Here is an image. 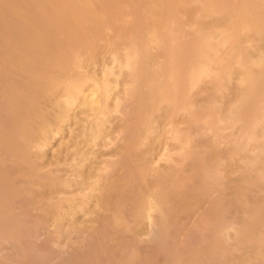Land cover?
I'll use <instances>...</instances> for the list:
<instances>
[{
	"label": "bare ground",
	"instance_id": "1",
	"mask_svg": "<svg viewBox=\"0 0 264 264\" xmlns=\"http://www.w3.org/2000/svg\"><path fill=\"white\" fill-rule=\"evenodd\" d=\"M37 2L38 7L36 6L35 10H30L28 7L29 10H24L25 6L22 9L21 4L18 3L20 5L18 7L14 4V0H0V234L26 233L31 236L39 234L42 237L39 239L45 241L49 235L59 230L61 215H64L63 210L67 209L64 205L76 207L74 201L77 199V205L83 209L89 205L93 206L96 201L92 209L102 207L104 213L96 216V227L92 228L95 243H91L93 247H96L100 245L101 240L98 239L102 238L101 236L107 238L106 245L114 257V260L111 258L114 264H234L239 261L238 257L244 252L247 254L246 257L249 256L248 250L258 252L259 255L255 252L258 259H255L258 264H264V130L262 135L256 136L252 129V132L246 133L244 137L239 136L236 141L237 153L244 151L248 144H253V149L249 148L250 159L244 161L247 158V152H245V157L243 156V160L239 163L241 164L239 169L233 167L237 172L235 174L239 177L237 181L239 183L249 173L247 176L255 182L250 184V187L243 183L250 188L248 192L251 195L247 196L245 194L247 190L243 192L242 189V192L238 193L237 200H232L229 196V190H232L230 178L234 176L231 172L233 156L223 157L219 154L224 152L222 149L225 146L220 149L219 144L217 145L221 138H206V134L201 133L189 140L191 149L185 153V157L164 158L165 165H158L153 161L151 156L153 153L151 155L150 152L146 153V149L149 145L151 146V135L155 134L157 128H161V124L166 123L165 125L173 129L177 119L183 120V122L178 120L180 125L184 123L186 117L193 118L197 108L200 107L201 99L206 97L209 90L208 84L205 83L200 87L198 81L204 78V72L208 69L200 72L204 66L200 70H195L196 67H193L197 59L193 44L189 48V56L180 58L182 60L177 65L180 68L170 71L167 76L166 73L164 74L163 87L160 90L161 98H158V103H155V97L149 94L146 96L144 100L146 106L142 110L143 119L141 122L137 121V124L133 125L120 140L121 154L117 156L112 154L115 159H112V156L111 162L104 166L98 181L83 187L82 190L72 187L78 195L77 198L70 197L74 194L71 189L72 184L76 185L82 179L79 178L80 169L83 168L81 163L84 161L79 149L81 146L78 148L80 151L76 150L74 158L64 155L63 160L56 161L54 166L45 163L42 152L45 151L43 148L49 142L52 131L50 128L57 122L59 124L62 119H66L65 117L68 116L66 112L68 113V110L76 105V101L78 103L80 97L86 99V92H89L90 96H88L91 97L88 99L90 103L97 102L96 108L101 111V100L110 104L107 101L113 96L111 93L117 89L120 78H125L124 83H128L127 79L132 75L143 76L150 65L156 67L159 72L163 65L158 57L153 58L150 53L151 50L158 48L157 39L155 40L153 33L158 20L155 11H149L150 2L146 0L143 3L148 4H136L139 7H133V9H130L132 8L129 7L130 4L118 2L113 7L104 9L103 4H107L104 0H37ZM98 7L101 8L97 9ZM174 8L178 21L181 22L187 17L186 14L189 12L186 13L180 5ZM133 20L138 21V32H140L137 46L142 47L144 51L139 59L135 56L138 54L134 52L135 47H133L134 51L128 48L130 46H128L127 37L129 27L133 26ZM193 21L190 19L184 21L183 25L186 28H183L181 37H187V40L182 42L183 46L186 43L191 44L196 34ZM119 54L124 57V66L118 67L120 71L116 73L114 70ZM108 57L110 58L108 62L111 61L110 68L106 66ZM250 62H252L251 59ZM99 64L103 67L101 79L95 76L97 69L101 68ZM121 68H124L125 72ZM239 68L237 67V70ZM214 72L218 74L217 69ZM251 76L252 73L247 75L250 83L247 86L243 85L242 77L235 80L236 84L241 86L238 94L242 97L236 98L233 105L232 103L229 105L233 108L232 111L234 109L235 112L240 111L242 116H245L246 111L251 107V103L244 98L246 93L251 92L254 85L264 86V63L254 80L250 78ZM110 78L113 79V86L110 85ZM209 80L211 78L207 83H210ZM149 85L151 87V83ZM123 90H127L126 93L131 91L129 87ZM117 97H120V94ZM262 108L258 111H263L264 108L263 110ZM117 112L119 110L115 113ZM125 113L121 112L122 116ZM217 114L220 113L217 112ZM101 116L98 117L101 118ZM103 117L105 118V115ZM263 117L264 113L260 119ZM258 120L254 122L258 124L260 121ZM95 121L99 122L98 118H95ZM178 132H180L179 129L175 131L176 134ZM221 133L223 131L220 135ZM93 136L91 134L89 139H93ZM85 140L87 144H90L87 137ZM92 142L91 146L89 145L91 148ZM112 142L115 141L112 140ZM179 142L182 144V140ZM81 144L83 145V142ZM107 144L105 143L103 148L106 149ZM162 144L167 151V142ZM109 145L113 146L112 143L107 146ZM92 149L94 150V147ZM92 149L89 152L91 156ZM200 150H202L201 154ZM93 177L91 178L96 179L95 176ZM198 181L199 185H202L200 188L204 190L203 197L200 199L194 196L200 188L194 189L193 183ZM80 187H82L81 184ZM88 208L90 209V206ZM170 234H174L171 246L167 244ZM86 248L85 245V251L89 249ZM4 249L3 244L0 243V264L5 262ZM111 259L109 256L110 262Z\"/></svg>",
	"mask_w": 264,
	"mask_h": 264
},
{
	"label": "rangeland",
	"instance_id": "2",
	"mask_svg": "<svg viewBox=\"0 0 264 264\" xmlns=\"http://www.w3.org/2000/svg\"><path fill=\"white\" fill-rule=\"evenodd\" d=\"M23 1L26 4H24ZM144 1L145 0H111L110 2H108V1L104 0V2H107V4L104 3L103 6L105 7L104 9H106L109 6L113 7L114 4L116 2H118L119 4H121V3L130 4L129 7H132L130 9H133V7H135V8L139 7L136 4H141ZM146 1L150 2V5H149L150 10L149 11L150 12L155 11V15L157 16L156 18L158 20L157 25L153 29V33L155 35V40L157 39L156 41L158 43V48H157V50H154V49L151 50L150 53H151V56H153V58H155V57L159 58V61H161L162 65H163L162 69L158 72L156 67H154L153 65H150L148 70L143 74V76H141V77L137 76L136 77V76L132 75L131 78L127 79L128 83H124L125 78H120L119 83L116 87L117 89H115V91H113L111 93L115 98L112 96L113 98L111 97L109 99L110 101L109 100L107 101L110 104H106L105 102H103L101 100V102H102L101 106H100L101 111H99L96 108L97 102H94V104L92 103L93 105L90 103V101L88 99H91V97H89L90 96L89 92H86L87 94L85 93V96H86L87 100L83 97L82 98L80 97L78 99V103L76 101V105L74 104L75 106L71 107L70 110H68V113L66 112V114L68 116H66L65 118L67 120L66 119H62L61 121L59 120L60 121L59 124L57 122L56 125L51 126L50 131L52 130L53 132L52 131L50 132L51 136L50 137L48 136L49 142H47V145L43 148L45 151L42 152L44 162L47 164L48 163L52 164L54 166L56 161L63 160L64 155L65 156L68 155L67 156L68 158H70V157L74 158L75 157L74 155L76 154V150L81 146L79 148V149H81V151L78 149L81 152L82 156L84 157V161L81 163V167L83 166V168L84 167L85 168L80 169V173H79L80 177L79 178H82V179H80L78 181V183H76L77 186L75 184H72L71 189H72L74 194H72V196L70 195V197L75 196V198H77L78 193L76 190H80V189L82 190L83 187L89 186L90 184H93L94 182L98 181L99 175H100L102 169L104 168V166L108 165L112 159H115V156H117V154L118 155L121 154L120 152L122 151V148L120 145L121 144L120 140H121V138H123V136H125V134L130 130V128L133 125L137 124V121L141 122V120L143 119V116H142L143 111L142 110L146 106L144 103L146 96H148V94H149V95H151V97H155V103H158V98H161L160 90L163 87L164 79H162V78H163L164 74L166 73L165 75L167 76V73H170V71H176L177 68H180V67H177L178 63H180L182 60L180 58L181 57L187 58V56H189V54H190L189 48L193 44L194 48H196L195 50H196V56H197L196 62H195L193 67L194 68L196 67L195 70H200V68L204 66V68H202L200 70V72L201 71L202 72L207 71V69L209 71V72L208 71L204 72L205 73L204 78L202 77L203 79L200 78L201 80L198 81V86H200V87L205 83L208 84L207 86H208L209 90L206 94V97L201 99L202 101L200 102L201 103L200 107L197 108L196 114L194 115V117L193 118H190V117L185 118L186 119L184 121L185 124L181 123L179 125V121L183 122V120H181V119H177L173 129L171 126L165 125L166 123L161 124L162 125L161 128H157L155 131V134L151 135L152 137L153 136L155 137V135L157 134L155 139H154V137L153 138L151 137V139H152L150 141L151 146L149 145V147L146 149V153L150 152V155L153 153L151 155L152 158L154 159L153 161L156 162L158 165H165L164 160L166 158H181L183 156L185 157V153L191 149L190 145L188 143L189 140L195 136L201 135V133H205L206 138H221L220 143H217V145L219 144L218 146H219V148L221 147L220 149H222L224 145L225 146L222 149V150H224V152L219 153V154L222 155L223 157H228L229 155H232L233 156L232 164L233 165L235 164L234 166L231 165L232 166L231 172H233L234 176H232L230 178L231 187H232V190L234 192H231L232 190L230 189L229 190V196L232 198V200H237V198L239 197V195H238L239 191L242 192L241 190L243 189L244 190L243 192H245L247 190L245 192V194L250 197L251 194L248 192V189L250 190V188H249L250 184L255 183V182L253 181L252 178L249 179L250 178V177H248L249 173H247L248 176L247 175L244 176L243 179H241V181H239V183H238L237 180H239V177H237L238 174H235L236 171L234 170V168L238 167L237 169H239V167L241 166V164H239V163L243 160V156H244L245 152H247L246 153L247 155L245 154L247 156V158H245L244 161H246V159L247 160L250 159L249 153H250V149H253V147H252L253 144H251V143H250L251 145L248 144L247 146H249V147L246 146V149H244V151H238V153H237L236 141L239 139V136L242 137V135H243V137H244V135L246 133L252 132V129H253L254 134H256V136L262 135V131L264 130V128H263L264 127V117L261 119H260V117L264 113V110H263V108H264V95L263 94L264 93H261V92L264 91V86L257 87L258 85H254L253 90L251 92L247 91L248 93H246V96H244L245 100H247V101H249V103H251V105H250L251 107H249V109L246 111L247 115L245 114V116H242L240 114L241 112L240 111L235 112L234 111L235 109L232 111L233 108L229 105L231 103H232L231 105H233V103H234L233 101L236 98L242 97L241 94H238L241 86L236 84L237 81L235 82V80H238L239 78L242 77L241 79L244 81L243 85L247 86L250 84L247 75L252 73V76L250 78H252L254 80L256 74H258V72H260L262 69V65L264 63V55H263L264 54V0H230V1L229 0H146ZM18 3L21 4V7ZM14 4H17V6L22 8V9L24 8L23 6H25L24 10H26L28 8L30 10H33L36 6L38 7L37 0H35V1L34 0L33 1H31V0H22V1L14 0ZM143 4H148V3H143ZM151 5L154 7L152 8ZM178 5H180L181 8H184L186 13L189 12L186 14L188 18L187 17L183 18L181 20V22L176 19L175 14H174V12H175L174 7L177 8ZM100 8L101 7H98L97 9H100ZM154 8H156V9H154ZM222 10L224 13L222 12ZM227 12H229V13L231 12L232 14H229ZM188 14H190V15H188ZM216 14H217V16H216ZM226 15H227V17H226ZM191 16H192V19H191ZM231 16L233 17V19ZM222 17H223V19H221ZM193 18H195V19H193ZM134 19H136V18H134ZM187 19H190L192 21L194 20L193 22H194L195 26L193 28H195L196 34L193 36V41L191 44L186 43L183 46L181 44H182V42H185L187 40V37L182 38L181 34H182L183 28L184 27L186 28V26L183 24H185L184 21H187ZM133 22H134L133 26L131 28L129 27L130 31H129V35L127 37L128 46H130L128 48H130L132 51H134L133 47H135L134 52H135V54L138 53L135 56H136V58L139 59V58H141L142 52H144V51L142 50V47L140 48V46H137V45H139L138 35L140 33V32H138L139 31V28L137 26L138 21L133 20ZM197 22H199V23H197ZM227 22L229 23V26H228ZM230 22H231V24H230ZM229 28H231V29H229ZM225 40H226V42H225ZM228 40H229V43H228ZM248 40H250V41H248ZM159 41H160V43H159ZM220 41H222V42H220ZM224 42L226 43V45H224L225 44ZM248 42H250V43H248ZM232 43H234V44H232ZM238 43H240V45H238ZM221 44H223V45L221 46ZM262 48H263V50H262ZM243 49H244V52H243ZM252 56H254V57H252ZM218 57H220V58L218 59ZM205 58L208 61L204 60ZM250 59L253 62V63L250 62L252 64L249 63ZM106 60H105L107 62L106 66L108 68H110L111 67V61L108 62V60H110V58L108 57V58H106ZM213 60L214 61L216 60V61L214 62ZM235 60H236V62H235ZM218 61H219V63H218ZM234 62H235V64H234ZM109 63H110V66H109ZM255 63H257V64L255 65ZM116 64H117V66L115 65L116 67H115L114 72L118 73L120 71L119 68L124 66V57L122 54H119L117 56ZM254 65H255L256 69L254 68ZM101 66L102 65H100V67ZM179 66H181V64ZM206 66H207V68H206ZM153 67L155 69H153ZM184 67L185 66L183 64V68ZM237 67H240V68L237 70ZM241 67L243 68V70H240V69H242ZM116 69H117V71H116ZM216 69L218 71V74H216L217 72H214V71H216ZM102 70H103V67L97 69L98 72L96 71V73H95L96 74L95 76L97 77V79H101ZM121 70L123 72H125L124 68H121ZM145 70H146V68H145ZM158 73H161V74L159 75ZM207 73H208V75H207ZM212 77L214 79H212ZM210 78H211V80H213V81L209 80V82L211 84L207 83L208 79H210ZM133 80H134V82H132ZM155 81H157V82H155ZM112 82H113V79L110 78V83H111L110 85L111 86H113ZM158 82H159V84H158ZM131 83H133V84H131ZM149 83H151V87H150ZM245 83H248V84H245ZM128 87L130 88L131 91H129V93H126L127 90H123V89H125V88L127 89ZM230 90H231V92H229ZM119 91H120V93H119ZM115 94L117 96H119V94H120V97H117ZM116 97H117V100H115ZM141 97H143V99H141ZM118 98H120L121 100L119 99V101H118ZM81 99H82V101H81ZM112 99H114V100H112ZM231 99H232V102H231ZM111 100H112V103H111ZM85 101H86V103H85ZM127 103H128V105H127ZM77 104L79 105V107ZM111 106L112 107L114 106V107L111 108ZM125 106H126V108H121V107H125ZM164 106H165V102H164ZM90 107H92V108H90ZM105 107H107V108H105ZM228 107L229 108L231 107V108L229 109ZM74 108H75V113H74ZM260 108H262L263 111L259 112L258 109H260ZM71 109H72V111H71ZM104 109H106L107 112ZM118 110H119V112L115 113ZM70 111H71V113H69ZM120 111L126 112V113L122 116ZM141 111H142V113H140ZM100 112H103V113H100ZM217 112L220 114H217ZM96 113H97V116H96ZM103 114L105 115V118L103 117L104 116ZM255 114L258 116H256ZM87 115H88V117H87ZM89 115H90V119H89ZM98 116H101V118L103 120ZM119 117H121V118H119ZM68 118H70V119H68ZM95 118H98L99 122L95 121ZM228 118L231 119V120L229 119V122H228ZM104 119L106 120V122ZM110 119H111V121H109ZM257 119L260 120V121L258 120L260 124L259 123L256 124L254 122ZM252 120H253V122H252ZM101 121H103V122H101ZM261 121H263V122H261ZM61 122L62 123L64 122V123L62 124ZM96 122H97V126L99 125L98 129L96 128L97 127ZM221 122H222V124H221ZM86 123H88V124H86ZM238 123H240V124H238ZM125 124H126V126H125ZM53 127L57 131H55V129ZM254 127H256V128L254 129ZM84 128H86L85 131H83ZM176 128L179 129V131H180L177 134L175 133V131L177 130ZM231 128H233V129H231ZM158 129H160V130H158ZM164 129H165V131H164ZM228 129H229V131H227ZM246 129H248V130H246ZM86 130H87V132H86ZM103 130H105V131H103ZM102 131H103V133H102ZM206 131L209 134L206 133ZM221 131H223V133H221V135H220ZM224 131H226L228 133H225ZM244 131H245V133H244ZM83 132H85L86 134ZM234 132L236 135L234 134ZM52 133L53 134L56 133V134L53 135ZM158 133H159V135H158ZM89 134L90 135L93 134L94 136L96 135V137L93 136V139H91V138L89 139V137H90ZM194 134H196V135H194ZM52 135L54 136V138ZM99 135L102 138H100ZM166 135H168L167 136L168 138L167 137L165 138ZM175 135H177V136H175ZM237 135H238V137H237ZM163 136H164L166 141L164 140ZM86 137L88 139V143L90 142V144H87V140H85ZM99 138H100V140H99ZM103 138L106 139L104 143H103V141H104ZM112 140H114L115 142H112ZM180 140H182V144L179 142ZM163 141L167 142V148H166L167 151L164 150L165 146L163 147V144H162V143H164ZM81 142H83V145L81 144ZM91 142H92V148L94 147V150L90 147ZM100 142L103 143L102 147H100L101 146ZM173 142H175V143H173ZM105 143H108V144L112 143L113 146H110V145L107 146L108 145L107 144L106 149H105V147L103 148ZM93 144H94V146H93ZM226 146H227V148H225ZM99 147L102 149H100ZM86 149H87V151L88 150L89 151L87 152ZM90 149H92V156L93 157L91 156V153H89V152H91ZM98 149H100V150H98ZM71 150H73V151H71ZM83 150H85V151L83 152ZM79 151H77V152L79 153ZM94 151H95V153H93ZM96 151H97V153H96ZM199 152L201 154L202 150H200ZM242 152H243V154H242ZM84 153L86 155H84ZM109 153H110V155H109ZM99 154L101 156H99ZM112 154H115V156ZM88 155H90L89 158H88ZM163 155L165 157H162ZM58 156H60V158ZM112 156H113V158H112ZM100 157H102V158H100ZM109 157H110V159H108ZM235 157H237V158H235ZM90 160H91V162H94L96 164H94V163L91 164V162H89ZM96 161H98V162H96ZM237 162H238L239 166H238ZM89 163L91 166L89 165ZM93 176H95L96 179H92V178H94ZM90 179L92 180V182ZM233 180H234V182H233ZM236 183H238V184H236ZM243 183H246L247 185H249V187ZM80 184L82 187H80ZM99 185H102V184H99ZM193 185H194V189L200 188L202 186V185H199V181L194 182ZM244 186H246V187H244ZM72 187L73 188L77 187V189L75 190ZM203 194H204V190L202 191V189L200 188V189H198V191L196 192V194L194 196H196L197 199H200L203 197ZM234 196H236V197H234ZM123 199H125V198L123 197ZM76 200L77 199H75V201H74V203L76 204L75 205L76 207L70 206V205H64L65 206L64 208H67V209H65L66 211L63 210L65 213H64V215H61V218L59 221V224H60L59 230L54 232V234L52 233L51 235H49L48 239H46L45 241L40 240L42 237L39 234H37V235L35 234L36 236L34 234H33L34 236H31L30 234H26V233H20V234L15 233V234H11V235L0 234V243L3 244L5 249H7V250H5V249L3 250L4 251L3 256L5 258V262L3 264H114V261H112V259L114 260V257H112L113 255H111L112 253L110 252L108 246L106 245L107 238H103V236H101L102 238L98 239V240H101L100 245L98 244V246L93 247L94 246L93 244L95 243L94 237H92L94 235L93 229H94V227H96L95 226L96 225V219H97L96 216H98V214H100V213H102V214L104 213V211L102 210V207H100L99 209L98 208L92 209L93 206H95L97 203L95 201L93 206L89 205L90 209L88 208L89 206H87L86 208H83L84 204L82 207L83 209H81V206L77 205L78 202ZM118 200L120 201L121 199H118ZM68 206H70V210L72 213L70 212V210H68L69 209ZM99 206H100V204L98 205V207ZM72 207H73V209H72ZM76 208L78 209V211ZM91 209H92V211H94L93 215H92ZM74 210H76V211L73 213ZM81 210L84 212H82ZM66 212H68V214ZM69 213H71V214H69ZM86 213L87 214L90 213V215H87ZM62 216H64V217H62ZM63 218H64V220H63ZM61 220H63V221L61 222ZM94 221H95V223H94ZM170 236L172 237V239ZM173 237H174V234H170L167 238V241H168L167 244L169 246H171V243L173 241ZM91 244H92V246H91ZM85 245L87 248H89V249L86 248L87 249L86 251H85ZM88 245L91 247H89ZM76 252H78V253H76ZM249 252H250V254L247 257L245 256V255H247L246 252H244L245 254L243 253L242 256H239L238 257L239 261L238 262L236 261V263L237 264H251V263L252 264H258V261H257L258 258L256 257V254H255L256 251L248 250L247 253H249ZM256 253L259 255L258 252H256ZM75 254H78L79 256L75 255ZM109 256H110V259L112 258L111 262H110V260H108ZM116 257H117V255H116ZM125 257L127 258L128 256H125ZM253 258L254 259L257 258V259L254 260ZM240 259H243V260L241 261ZM250 259H251V261H250ZM249 262H251V263H249ZM236 263H234V264H236Z\"/></svg>",
	"mask_w": 264,
	"mask_h": 264
}]
</instances>
